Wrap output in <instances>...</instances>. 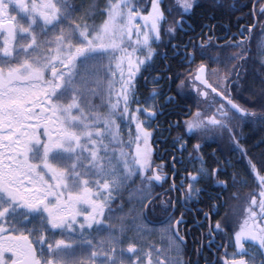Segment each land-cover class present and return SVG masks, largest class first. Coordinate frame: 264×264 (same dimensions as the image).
<instances>
[{
	"label": "flooded vegetation",
	"instance_id": "af4514ba",
	"mask_svg": "<svg viewBox=\"0 0 264 264\" xmlns=\"http://www.w3.org/2000/svg\"><path fill=\"white\" fill-rule=\"evenodd\" d=\"M118 1L1 0L0 264H264L230 234L240 194L201 123L223 121L224 152L252 124L263 160L264 0H127L140 30L92 46ZM117 148L136 177L114 175ZM260 171L240 228L264 223Z\"/></svg>",
	"mask_w": 264,
	"mask_h": 264
},
{
	"label": "trees",
	"instance_id": "16d2710c",
	"mask_svg": "<svg viewBox=\"0 0 264 264\" xmlns=\"http://www.w3.org/2000/svg\"><path fill=\"white\" fill-rule=\"evenodd\" d=\"M130 1L134 4L133 0ZM146 9L147 6L138 7V10H140V12H144L146 11ZM134 45L137 47L136 43ZM261 62L264 63L263 60ZM139 74H141V71L138 70L137 72H135V75ZM208 106L209 104H207V108L209 109L210 107ZM202 117L204 118V116ZM209 120L215 123V119L209 118ZM198 121H202V118L198 119ZM203 121L201 122L202 126L206 127ZM237 122L238 121H232L230 123L231 126L228 132L229 137L228 140L225 142L228 146L227 151L224 152L221 147L216 146L221 145V143L218 142L217 138L219 135L218 131L223 129V124L218 129H215L217 133L215 132L213 137V144L215 145L214 155L216 156L214 157V165L215 167L220 166L218 169V177L223 178V170L225 169V166L222 165V160L225 157L226 160L229 162L228 167L230 168L229 182L233 186V189L240 194L230 200L228 204L231 218V236L240 227V212L243 213V211H245L246 209L248 214L250 210L256 208V203L255 205L253 204L254 202H252L250 194L244 196V193L254 192L253 187L257 183L256 181L258 180V174H260L261 172L260 168L264 171V158L261 162L258 159V152L256 149L257 136L255 135L254 126L252 124H246L244 125V127L241 128L240 125L237 124ZM134 134H136V130ZM262 137L264 143V136ZM262 155H264V151L262 152ZM167 207H170V201L167 202Z\"/></svg>",
	"mask_w": 264,
	"mask_h": 264
},
{
	"label": "rangeland",
	"instance_id": "374dc122",
	"mask_svg": "<svg viewBox=\"0 0 264 264\" xmlns=\"http://www.w3.org/2000/svg\"><path fill=\"white\" fill-rule=\"evenodd\" d=\"M80 1V0H79ZM126 1L127 0H119L115 5H112L107 7V8H103L102 13L105 11V16L106 18L104 19L102 25H100L99 27V31L98 34H94L92 30H90V26L86 25V29L88 34L87 42H91V45L94 46L95 43L100 42L101 44H103L104 47L107 48H123L125 47V45L127 44V42L129 41V39H126V36H128V34L130 35V33H135L137 31L140 30V25L139 22L137 20H135V10L130 7V6H126ZM145 12V11H144ZM141 14L143 12H140ZM137 17L141 18L142 15H140L137 12ZM104 31V32H102ZM123 38V39H122ZM90 40V41H89ZM136 43V42H135ZM89 45L86 44V47H88ZM134 49L136 50V46L134 45ZM93 50V49H92ZM90 50L88 49L86 51L87 55L89 54ZM109 52L107 50H102L101 55L103 56V58L106 59V55L108 56ZM90 57H93L92 53L90 52ZM119 60L121 61L122 59L120 58L119 55ZM109 62V59L107 57V60ZM106 61L102 63L104 65V63H107ZM93 73L91 74V76H93ZM134 74H135V70H134ZM212 104H209V107H211ZM214 108V106H213ZM196 115L193 116L192 121L197 123V119H196ZM205 117V115H204ZM203 119V118H202ZM209 119H207V117L204 118V124L207 125L209 128H213V130L218 129L221 125H222V120L220 119H216L215 118V123H213L212 121H207ZM233 120V119H230ZM217 126V127H216ZM216 127V128H215ZM88 130V129H87ZM90 131H87L85 134V141H89L91 140V138L88 136ZM91 132L93 133V131L91 130ZM68 143H74L72 139H70V141ZM119 144V141H118ZM92 151V148L90 149ZM148 152L146 153V155H151L150 154V148L147 147ZM105 158H107V156H104ZM114 162L116 163V165H118L117 168V172H114V175L117 176V179L126 175H130V177L132 178L133 176L136 177V173L133 171H127L125 170V168H121L124 165L123 162V158L121 157V150L117 148L116 153L113 156ZM247 197V196H246ZM244 198V197H243ZM234 240L237 244V246H240L241 243H244L245 240H250L252 241V243L260 246L261 248H263L264 251V223H258V224H253V226H251L249 223L247 225H245L244 227L240 228L235 234H234Z\"/></svg>",
	"mask_w": 264,
	"mask_h": 264
},
{
	"label": "water",
	"instance_id": "95a60500",
	"mask_svg": "<svg viewBox=\"0 0 264 264\" xmlns=\"http://www.w3.org/2000/svg\"><path fill=\"white\" fill-rule=\"evenodd\" d=\"M0 3H1V0H0ZM195 78H196V80H197L198 82H202V83H204V84H207V82H206V78H205V72H204L203 69H199V70L197 71V73H196V75H195ZM228 102H229L230 106H231L233 109H235V110H237V111H239V112L242 111V109H241V108H240L235 102H233V101H231V100H229Z\"/></svg>",
	"mask_w": 264,
	"mask_h": 264
}]
</instances>
